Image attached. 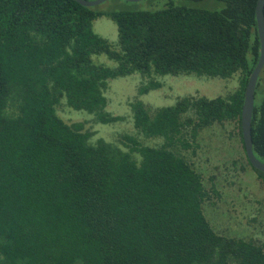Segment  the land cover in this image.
Masks as SVG:
<instances>
[{"label": "trees", "instance_id": "16d2710c", "mask_svg": "<svg viewBox=\"0 0 264 264\" xmlns=\"http://www.w3.org/2000/svg\"><path fill=\"white\" fill-rule=\"evenodd\" d=\"M149 1L150 9L101 10L75 0H0V264H264V244L211 223L205 206L216 185L179 153L203 129L232 122L264 187L240 128L260 53L257 0ZM101 16L116 24L115 45L92 29ZM101 54L116 66L95 62ZM134 72L235 76L238 85L155 108L131 101L135 129L161 137L158 146L129 134L93 142L82 122L58 115L65 99L102 124L124 120L105 110L104 93L109 80ZM159 86L149 80L138 92ZM251 136L264 162V65Z\"/></svg>", "mask_w": 264, "mask_h": 264}, {"label": "rangeland", "instance_id": "374dc122", "mask_svg": "<svg viewBox=\"0 0 264 264\" xmlns=\"http://www.w3.org/2000/svg\"><path fill=\"white\" fill-rule=\"evenodd\" d=\"M207 8H220L221 2L208 1L199 4ZM101 10L150 9L149 0L129 2L124 0H107L98 5ZM92 29L106 38L112 45L117 43V27L113 20L101 16L93 21ZM95 62L108 67H115L116 62L106 55H94ZM149 80L160 83L156 89L139 94L140 86ZM238 85L237 77L223 79L190 75H143L134 72L109 80L105 91L107 104L105 110L113 115L124 116V120L109 124L98 122L93 114L85 110H74L65 101L57 106L58 115L67 123L82 122L84 129L91 132V141L103 138L106 141L119 143L122 134L134 135L143 144L158 146L161 137H146L133 125V114L129 103L141 100L152 108L168 106L185 95L214 97L233 91ZM232 122L214 124L203 129L195 142L188 149H180L182 154L202 173L209 186L212 181L217 188L218 196L213 195L211 202L206 203L205 211L215 228L237 238H252L264 244V187L257 179L254 170L246 165L243 158L242 144ZM121 146V145H120ZM236 162L235 164L233 162ZM244 164V169L240 165ZM212 178V180H210Z\"/></svg>", "mask_w": 264, "mask_h": 264}, {"label": "water", "instance_id": "95a60500", "mask_svg": "<svg viewBox=\"0 0 264 264\" xmlns=\"http://www.w3.org/2000/svg\"><path fill=\"white\" fill-rule=\"evenodd\" d=\"M82 6L94 7L102 4L107 0H75ZM135 2L140 0H125ZM255 16L257 24V33L260 41V53L258 61L251 72L247 84L244 89V99L240 115V128L242 135L243 148L246 158L250 165L259 171L264 172V162L259 160L252 150V136H251V117L254 105V92L258 75L264 65V0H257L255 6Z\"/></svg>", "mask_w": 264, "mask_h": 264}, {"label": "crops", "instance_id": "0c3cea01", "mask_svg": "<svg viewBox=\"0 0 264 264\" xmlns=\"http://www.w3.org/2000/svg\"><path fill=\"white\" fill-rule=\"evenodd\" d=\"M242 146V145H241Z\"/></svg>", "mask_w": 264, "mask_h": 264}]
</instances>
